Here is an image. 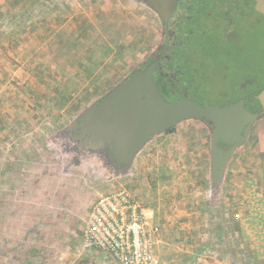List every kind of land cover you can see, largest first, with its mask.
I'll use <instances>...</instances> for the list:
<instances>
[{
  "label": "rangeland",
  "instance_id": "obj_1",
  "mask_svg": "<svg viewBox=\"0 0 264 264\" xmlns=\"http://www.w3.org/2000/svg\"><path fill=\"white\" fill-rule=\"evenodd\" d=\"M193 10L196 37L182 55L190 99L222 112L258 104L264 15L256 0H203ZM164 27L145 0H0V264H118L87 249L83 232L93 203L120 189L156 204L162 264H264L254 126L219 190L205 121L156 136L128 175L80 135L82 115L147 61ZM62 93L70 99L60 107Z\"/></svg>",
  "mask_w": 264,
  "mask_h": 264
},
{
  "label": "water",
  "instance_id": "obj_2",
  "mask_svg": "<svg viewBox=\"0 0 264 264\" xmlns=\"http://www.w3.org/2000/svg\"><path fill=\"white\" fill-rule=\"evenodd\" d=\"M195 1L145 0L173 36ZM256 10L264 15V0H256ZM158 67L156 63L143 71L135 70L128 80L88 109L78 126L80 135L89 138L91 145L103 154L102 148H107L110 158L126 174L141 149L154 137L183 121H205L212 125L211 174L213 186L219 190L234 152L246 143L252 127L264 117V95L250 108L241 103L224 112L189 99L170 102L162 96L154 79Z\"/></svg>",
  "mask_w": 264,
  "mask_h": 264
},
{
  "label": "built area",
  "instance_id": "obj_3",
  "mask_svg": "<svg viewBox=\"0 0 264 264\" xmlns=\"http://www.w3.org/2000/svg\"><path fill=\"white\" fill-rule=\"evenodd\" d=\"M160 238L153 214L125 189L93 203L83 232L87 249L105 253L118 264H162L157 252Z\"/></svg>",
  "mask_w": 264,
  "mask_h": 264
},
{
  "label": "trees",
  "instance_id": "obj_4",
  "mask_svg": "<svg viewBox=\"0 0 264 264\" xmlns=\"http://www.w3.org/2000/svg\"><path fill=\"white\" fill-rule=\"evenodd\" d=\"M197 2L199 4L198 5L199 9L202 8V2H203V0H197ZM192 10H193V7H192V9L189 12L190 13V16L186 15V17L184 18L186 21L183 22V20H182V23L179 26V28L177 29V32H176V35L175 36H173L172 32L168 28H165L164 27V30H163V40L159 44L157 50L154 53H152L149 56V58L147 59V61L149 63H152V62L157 61L159 59L158 56H160L159 53H164V49L167 46H170V48H172L173 51L174 50L175 51H179L180 49H183V50H185V51L188 52V50H189L188 47L190 45H192L193 39L196 37L195 26L197 27L198 26L197 25L198 24L197 22H199L198 16L197 17L195 16V15L198 14V10L197 11H194V10L192 11ZM195 12H197V13H195ZM110 48L111 47H106L105 48V52L102 51V49H100V51H102L100 53H102V54H105V53L106 54H109V52L111 51ZM97 60H96L95 66H94L95 69L98 68V64H100V63H98ZM163 66H164L163 67L164 69L165 68L166 69H169L167 71V73H170L171 66H173L172 68L175 67V69L178 67L177 69H179L180 72H181L180 77L177 80V82H179L181 84H178V85H180L182 87H184V86L185 87H188L187 90H185V91H187V93H190L189 90L193 88V79H188V77H187L188 75L186 74V71H185V68H184L185 66L183 64L182 59H176V60L173 61V63L172 62L170 63V59L167 58L163 62ZM91 69L88 71L89 76L92 75V73H93V69L92 70ZM165 85H166V87L169 88V86H171V87L173 86V83H172V81H170V83H167ZM69 99H70V96L69 95H65V94L62 93L61 94V98H60V101H61L60 102V107H63L68 102ZM193 101H195V100H193ZM208 124H210V123H208ZM173 130H174V128L170 129L169 131L171 132Z\"/></svg>",
  "mask_w": 264,
  "mask_h": 264
},
{
  "label": "flooded vegetation",
  "instance_id": "obj_5",
  "mask_svg": "<svg viewBox=\"0 0 264 264\" xmlns=\"http://www.w3.org/2000/svg\"><path fill=\"white\" fill-rule=\"evenodd\" d=\"M195 2H197V0ZM198 5L199 4L197 2V6ZM185 21L186 20L183 19V22H185ZM183 52L187 53V51H185L183 49H180L179 51H175V50L173 51V49L170 48V46H167L164 49V53H159L160 56H158L159 59L157 61L152 62V63H149L148 61H145L142 65H140V67L138 69H136V70H142L143 71V70L147 69L148 67H150V66H152V65H154L156 63H159V67L154 72V79H155V81L157 82V84H158V86L160 88V92H161L162 96L166 100H168L170 102H174V101H176L178 99H189L190 100V97H189L190 93H187V91H185V90H187L188 87H185V86L182 87V86L178 85V84H181V83L177 82V80H178V78L180 77V74H181L180 70L177 69L178 67L175 69V67L172 68L173 66H171L170 73H167V71L169 69H166V68L164 69L163 68L164 67L163 66V62L165 61V59L169 58L170 59V63L171 62L173 63V61L176 60V59H183V56H182ZM170 81H172L173 86L172 87L169 86V88H168V87H166L165 84L170 83ZM189 92H190V90H189ZM102 149L105 152L106 156H108V158L111 161H113L110 158V151L107 148H102Z\"/></svg>",
  "mask_w": 264,
  "mask_h": 264
},
{
  "label": "crops",
  "instance_id": "obj_6",
  "mask_svg": "<svg viewBox=\"0 0 264 264\" xmlns=\"http://www.w3.org/2000/svg\"><path fill=\"white\" fill-rule=\"evenodd\" d=\"M251 132V131H250ZM253 133L256 135V137H255V140H253V145H254V148H255V151H256V153H258V154H260V158L261 159H263L264 160V122L263 123H259V124H255L254 125V130H252V132H251V135H253ZM247 142V144H248V141H246ZM249 142H251V141H249ZM246 144V143H245ZM243 145L241 146V147H239L235 152H234V154H233V156H232V158H234L236 155H238L239 154V156L241 155L240 153H243V152H245V151H243L244 149H243ZM140 153V152H139ZM138 153V154H139ZM138 156V155H137ZM231 158V159H232ZM230 159V160H231ZM229 164H230V162H229ZM229 164H228V166H229ZM132 168V167H131ZM131 170V169H130ZM164 172V174H163V176H165L166 175V177H167V171L165 172V171H163ZM127 175H128V173H127ZM133 197L142 205V206H144V207H146L147 209H149L150 210V212L154 215V219H155V222L156 223H158V221H157V218H156V213H155V208H156V204L155 203H153V202H151V203H145V202H143L139 197H137L136 195H133ZM155 199V198H154ZM163 227L165 226V225H162ZM161 239V238H160ZM159 243H160V241H159ZM158 243V244H159ZM158 246V245H157ZM157 251H158V249H157ZM159 257H160V255H159ZM174 258H172V260H173ZM160 260H161V258H160ZM186 261H187V259H186ZM161 263H162V261H161ZM168 263H169V261H168Z\"/></svg>",
  "mask_w": 264,
  "mask_h": 264
}]
</instances>
